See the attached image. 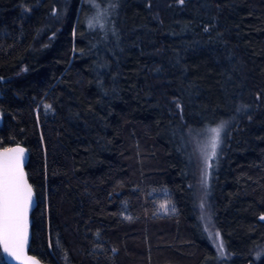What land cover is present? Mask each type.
Instances as JSON below:
<instances>
[{
  "label": "trees",
  "instance_id": "16d2710c",
  "mask_svg": "<svg viewBox=\"0 0 264 264\" xmlns=\"http://www.w3.org/2000/svg\"><path fill=\"white\" fill-rule=\"evenodd\" d=\"M0 115V148L29 151L42 261L264 264V0H0ZM222 121L223 258L188 138Z\"/></svg>",
  "mask_w": 264,
  "mask_h": 264
},
{
  "label": "snow or ice",
  "instance_id": "6c2138e0",
  "mask_svg": "<svg viewBox=\"0 0 264 264\" xmlns=\"http://www.w3.org/2000/svg\"><path fill=\"white\" fill-rule=\"evenodd\" d=\"M179 2L182 4L184 0ZM50 107L46 106V109ZM222 127L211 130V157L216 155ZM22 152L23 149L17 148L0 153V243L5 253L17 259L27 237V213L32 196L31 186L25 181L21 167ZM9 153L16 155L10 156Z\"/></svg>",
  "mask_w": 264,
  "mask_h": 264
},
{
  "label": "rangeland",
  "instance_id": "374dc122",
  "mask_svg": "<svg viewBox=\"0 0 264 264\" xmlns=\"http://www.w3.org/2000/svg\"><path fill=\"white\" fill-rule=\"evenodd\" d=\"M221 125H223V127L220 132V140L218 147L216 148V155L211 157L210 142L213 136L211 130L218 128ZM227 126L228 122L222 121L216 125L206 126L201 129L190 130L188 132V138L190 141L189 148L191 151L192 162L195 168V175L197 179V208L208 236L222 258L224 256L226 257L227 252L221 234L213 223L209 195L214 163L218 158L220 149L222 147L224 133ZM166 203L167 201H164V204Z\"/></svg>",
  "mask_w": 264,
  "mask_h": 264
},
{
  "label": "water",
  "instance_id": "95a60500",
  "mask_svg": "<svg viewBox=\"0 0 264 264\" xmlns=\"http://www.w3.org/2000/svg\"><path fill=\"white\" fill-rule=\"evenodd\" d=\"M2 124V116L0 115V125ZM23 149V152L21 154V167H22V171L24 174V179L27 182L28 185L31 186L32 189V196H31V205L28 209V213H27V237H26V241L24 243V247H23V252L20 254L19 258H14L9 256L7 253L4 252L3 250V244L0 243V248L1 251L3 253V257L4 260L7 264H52V263H46L44 261H42L39 257L35 256L34 254H32L30 252V246H31V241H32V224H31V216L33 211L36 209L37 204H38V199H37V195L36 192L32 186V184L29 181L28 178V173L26 170L27 164L29 162V151L27 149V147H25L22 144H15L12 145L10 147H6V148H0V153H4L6 149ZM10 156H14L16 155V153H9Z\"/></svg>",
  "mask_w": 264,
  "mask_h": 264
}]
</instances>
